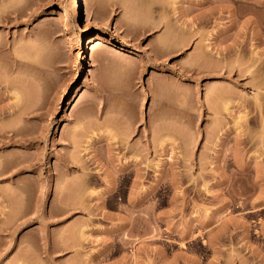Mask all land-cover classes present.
I'll list each match as a JSON object with an SVG mask.
<instances>
[{
	"label": "rangeland",
	"instance_id": "obj_1",
	"mask_svg": "<svg viewBox=\"0 0 264 264\" xmlns=\"http://www.w3.org/2000/svg\"><path fill=\"white\" fill-rule=\"evenodd\" d=\"M80 4L0 0V264H264V0Z\"/></svg>",
	"mask_w": 264,
	"mask_h": 264
},
{
	"label": "bare ground",
	"instance_id": "obj_2",
	"mask_svg": "<svg viewBox=\"0 0 264 264\" xmlns=\"http://www.w3.org/2000/svg\"><path fill=\"white\" fill-rule=\"evenodd\" d=\"M71 15H75V16H79L82 17L83 16V12H82V7L80 4V0H71V6L66 7L61 14V19L62 20H68L70 18ZM93 14L91 12H89L88 14L85 15L84 20L87 23H97L98 24V20L95 19V17H92ZM114 38V37H113ZM91 41V38L87 40V44L89 45ZM112 42H118L119 44H123V43H127L126 39L124 38V36H119L118 38H114L111 39Z\"/></svg>",
	"mask_w": 264,
	"mask_h": 264
},
{
	"label": "crops",
	"instance_id": "obj_3",
	"mask_svg": "<svg viewBox=\"0 0 264 264\" xmlns=\"http://www.w3.org/2000/svg\"><path fill=\"white\" fill-rule=\"evenodd\" d=\"M92 14L93 17H95V19H97L101 24L106 23L109 20L105 10L100 11V9L96 8Z\"/></svg>",
	"mask_w": 264,
	"mask_h": 264
}]
</instances>
